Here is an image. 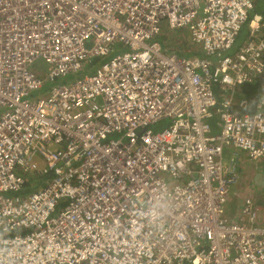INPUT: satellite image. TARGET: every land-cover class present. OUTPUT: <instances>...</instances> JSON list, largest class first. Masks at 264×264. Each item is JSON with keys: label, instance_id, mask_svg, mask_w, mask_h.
<instances>
[{"label": "built area", "instance_id": "obj_1", "mask_svg": "<svg viewBox=\"0 0 264 264\" xmlns=\"http://www.w3.org/2000/svg\"><path fill=\"white\" fill-rule=\"evenodd\" d=\"M257 2L0 0V264H264V209L225 215V150L264 158ZM163 25L205 55L167 54Z\"/></svg>", "mask_w": 264, "mask_h": 264}, {"label": "rangeland", "instance_id": "obj_2", "mask_svg": "<svg viewBox=\"0 0 264 264\" xmlns=\"http://www.w3.org/2000/svg\"><path fill=\"white\" fill-rule=\"evenodd\" d=\"M256 9V12L259 11L264 13V0H258ZM249 30V24L247 23L243 27L241 35L238 38L234 48L227 53H223L222 56L233 55L238 47L246 39V37H248ZM158 41L160 44H162L163 50L167 54L176 53L179 57L191 56L190 54L186 53H197L201 50L200 47L194 45L191 42L189 34L186 30L181 29L172 31L167 25H163L162 34L158 38ZM128 51L129 48L118 44L117 50H115L109 56L95 59L94 65L91 70H88V67H90L88 61L84 64V67L80 72L47 82L45 86H43L44 88L42 90L36 91L31 94L30 100H38L47 97L49 95V92L54 87L74 84L77 81L83 79L84 76L92 75L93 73H95L96 69L101 66L103 62L110 61L118 54H123ZM35 69L39 74H42L41 77H46V65L43 61H38L35 64ZM170 122L171 121L169 119L163 120L156 126H153V130L161 131L164 128H167ZM230 151L231 153H234L233 150L230 149ZM227 155L229 154H227V150H225V160L229 161L231 155H229L228 157ZM237 157V167L240 174V179L238 180V183L235 184V187L233 189L234 192L231 193L229 202L225 208V215L233 221H237L240 217L244 216V205L245 199L247 198H251L256 205L264 208V186L258 183L257 179L259 176L255 175L260 174L262 177L264 176V158L258 161L251 162L245 152L239 153Z\"/></svg>", "mask_w": 264, "mask_h": 264}, {"label": "crops", "instance_id": "obj_3", "mask_svg": "<svg viewBox=\"0 0 264 264\" xmlns=\"http://www.w3.org/2000/svg\"><path fill=\"white\" fill-rule=\"evenodd\" d=\"M240 35H241V34H240ZM239 37H240V36H239ZM246 40H247V38H246L244 41H246ZM244 41H243V42H244ZM240 46H241V45H240ZM196 55H198V54H196ZM200 56H201V55H200ZM202 56H204V55H202ZM262 90H264V77H263V79H260L255 85H253L252 88H249V89H248L249 92H254V91H255V92H259V91H262ZM234 109L238 110L236 107H235ZM212 124H213V126L215 127V130H219L220 122H219L217 116H215V117L213 118V120H212ZM231 150H232V149H231ZM235 153H238V155H239V152L234 151V153H231L230 148L227 149V154L231 155V157H233V155H234ZM229 155H227V157H228ZM231 157H230V159H231ZM255 175H258V176H259L258 179H257L258 183H259L260 185H263V186H264V176L262 177L260 174H255ZM234 187H235V186H234ZM234 187L232 188L231 193L234 192V190H233ZM263 209H264V208H263Z\"/></svg>", "mask_w": 264, "mask_h": 264}, {"label": "trees", "instance_id": "obj_4", "mask_svg": "<svg viewBox=\"0 0 264 264\" xmlns=\"http://www.w3.org/2000/svg\"><path fill=\"white\" fill-rule=\"evenodd\" d=\"M263 14H264V13H263ZM250 20H251V18H250ZM240 34H241V33H240ZM249 34H250V30H249ZM248 37H249V35H248ZM248 37H246V38L248 39ZM244 42H245V41H244ZM186 54H190V55L198 54V55H201V56H202V55H205V54L202 53V52H197V53L189 52V53H186ZM94 61H95V60L92 61L90 67H88V70H91V69H92V67H93V65H94ZM263 77H264V76H263ZM263 77L260 78V79H263ZM260 79H259V80H260ZM259 80H258V81H259ZM250 93H255V94H256L257 92L254 91V92H250ZM220 99H221V98H220Z\"/></svg>", "mask_w": 264, "mask_h": 264}, {"label": "water", "instance_id": "obj_5", "mask_svg": "<svg viewBox=\"0 0 264 264\" xmlns=\"http://www.w3.org/2000/svg\"><path fill=\"white\" fill-rule=\"evenodd\" d=\"M260 13H261V12L258 11V15H259V16H260Z\"/></svg>", "mask_w": 264, "mask_h": 264}]
</instances>
